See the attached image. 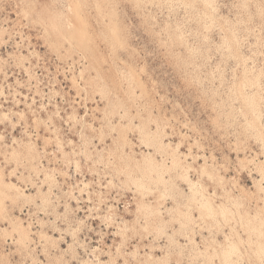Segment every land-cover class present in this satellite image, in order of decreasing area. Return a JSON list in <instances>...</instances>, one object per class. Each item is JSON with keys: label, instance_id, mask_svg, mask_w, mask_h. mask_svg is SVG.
Masks as SVG:
<instances>
[{"label": "rangeland", "instance_id": "obj_1", "mask_svg": "<svg viewBox=\"0 0 264 264\" xmlns=\"http://www.w3.org/2000/svg\"><path fill=\"white\" fill-rule=\"evenodd\" d=\"M0 264H264V0H0Z\"/></svg>", "mask_w": 264, "mask_h": 264}, {"label": "bare ground", "instance_id": "obj_2", "mask_svg": "<svg viewBox=\"0 0 264 264\" xmlns=\"http://www.w3.org/2000/svg\"><path fill=\"white\" fill-rule=\"evenodd\" d=\"M144 172H145V171H144ZM144 172H143V173H144ZM208 197H209V196H208ZM221 208H222V207H221ZM225 208H226V207H225ZM219 209H220V208H219ZM221 210H222V209H221Z\"/></svg>", "mask_w": 264, "mask_h": 264}]
</instances>
